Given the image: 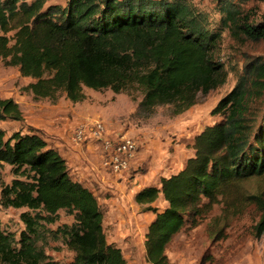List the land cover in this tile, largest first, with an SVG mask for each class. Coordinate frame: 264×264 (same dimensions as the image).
<instances>
[{
  "label": "trees",
  "instance_id": "16d2710c",
  "mask_svg": "<svg viewBox=\"0 0 264 264\" xmlns=\"http://www.w3.org/2000/svg\"><path fill=\"white\" fill-rule=\"evenodd\" d=\"M46 1L0 0V57L33 79L25 88L34 98L55 100L63 93L77 102L85 97L84 87L114 92L135 87L142 108L169 104L179 113L199 92L226 80L227 71L217 60L221 32L209 29L187 0H66L63 6L44 8ZM216 1L232 37L264 43V15L255 17L234 0ZM263 95L264 57H251L211 111L221 119L195 135L194 154L179 170L161 176L159 186L135 192L138 204L148 205L159 194L167 202L153 209L147 225L149 264H173L165 249L176 233L187 224L195 226L218 200L235 208L232 189L240 182L264 179V111L256 121L253 109ZM4 119H22L11 97H0ZM0 163L9 165L13 175L0 188V204L26 208L19 214L23 229L18 237L0 227V264H54L38 242L59 210L73 216L55 233L73 251L68 264H127L120 248L105 239L96 196L71 178L65 159L39 133L6 135L0 128ZM245 199L260 208L254 225L260 236L264 198L248 194Z\"/></svg>",
  "mask_w": 264,
  "mask_h": 264
},
{
  "label": "rangeland",
  "instance_id": "374dc122",
  "mask_svg": "<svg viewBox=\"0 0 264 264\" xmlns=\"http://www.w3.org/2000/svg\"><path fill=\"white\" fill-rule=\"evenodd\" d=\"M187 1L204 16L209 29L221 32L217 60L227 76L222 85L205 94L199 92L196 101L179 113H174L169 104L142 108L139 105L142 94L135 87L121 92L84 87L85 97L77 102H71L63 93L55 100L34 98L25 88L33 79L21 75L16 65L0 57V97H11L22 111L21 120H0V128L6 135L15 130H34L57 148L71 178L96 196L105 239L120 248L127 264H149L144 249L147 225L154 217L153 209L161 210L167 205L161 194L148 205L138 204L134 201L135 192L143 186H159L161 176L174 173L184 165L194 154L195 135L221 119L211 111L233 87L245 60L264 57L263 42L232 37L222 23L224 13L216 0ZM234 1L243 9H252L255 17L264 15L262 0ZM65 2L47 0L44 8L51 4L63 6ZM12 33L13 30L6 35ZM253 109L258 121L264 111V95ZM95 119L103 122L109 137L134 141L128 167L121 174L103 167L99 141L88 138L76 143L72 138L77 124ZM12 177L10 166L0 163V188ZM232 194L237 197L235 208L228 209L218 200L195 226L187 224L174 235L165 249L171 263L264 264V231L260 236L254 232L260 208L245 199L248 194H260L264 198V179L244 180L232 189ZM24 210L0 204V227L18 237L23 229L19 214ZM72 221L71 214L59 210L55 222L45 225V237L38 244L54 264H68L73 258V251L55 234L58 226Z\"/></svg>",
  "mask_w": 264,
  "mask_h": 264
},
{
  "label": "built area",
  "instance_id": "2783aa9c",
  "mask_svg": "<svg viewBox=\"0 0 264 264\" xmlns=\"http://www.w3.org/2000/svg\"><path fill=\"white\" fill-rule=\"evenodd\" d=\"M76 143L86 139L99 141L102 150V165L108 171L121 174L128 167V160L134 149V141L127 137L112 138L105 134L102 121L95 119L89 123H79L74 129Z\"/></svg>",
  "mask_w": 264,
  "mask_h": 264
}]
</instances>
